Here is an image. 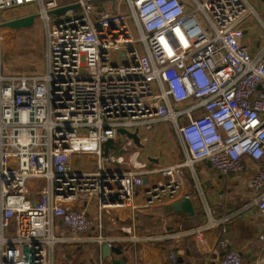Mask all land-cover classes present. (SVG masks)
Wrapping results in <instances>:
<instances>
[{"label": "built area", "instance_id": "1", "mask_svg": "<svg viewBox=\"0 0 264 264\" xmlns=\"http://www.w3.org/2000/svg\"><path fill=\"white\" fill-rule=\"evenodd\" d=\"M119 1L102 11L94 0H0V12L35 7L45 34L43 74L7 76L0 64V264H76L86 249L89 264H136L135 250L126 263L115 247L146 238L106 235L104 214L173 203L202 163L220 176L259 163L244 186L264 222V53L251 55L241 29L251 9L192 0L201 23L187 0ZM4 23L0 55L17 32ZM170 129L180 163L161 159ZM214 227L195 231L201 256ZM220 246L218 264H243ZM160 249L140 254L177 264V250Z\"/></svg>", "mask_w": 264, "mask_h": 264}, {"label": "crops", "instance_id": "2", "mask_svg": "<svg viewBox=\"0 0 264 264\" xmlns=\"http://www.w3.org/2000/svg\"><path fill=\"white\" fill-rule=\"evenodd\" d=\"M244 1L252 12L242 22V41L248 46L252 56L262 55L264 53V0ZM28 9L36 8H19L0 12V21L8 22L28 16L30 14L26 12ZM161 151H164L161 156L163 162L166 159L171 161L170 163L183 161L184 156L172 129L162 137ZM245 165V170L241 174L220 176L214 174L206 163L198 164L195 166L198 184L194 189L191 185L180 187L173 203L146 207L142 202H136L134 209L126 207L105 213L103 223L106 235L129 238L134 234L146 238L141 244L117 243L115 247L117 258L122 262L130 263L131 253L135 250L138 253L136 264H166L158 257L148 258L140 254L142 248L155 244L158 254L162 252L161 247L177 250V264H218L225 253L220 243L226 241V248L239 251L243 264H264V222L244 186V182L255 174L259 163L246 159ZM185 175L182 174V177ZM187 198L192 211L190 215H187L188 210L183 212L184 208L173 209L171 212L170 206L179 205ZM195 203L199 204L198 209L195 208ZM210 219L215 221L216 227L202 234L211 247V254L205 257L199 254L194 238L197 228ZM180 232L190 235L181 238L178 242L164 241L171 234ZM91 259V251L86 249L79 256L76 264H89Z\"/></svg>", "mask_w": 264, "mask_h": 264}, {"label": "rangeland", "instance_id": "3", "mask_svg": "<svg viewBox=\"0 0 264 264\" xmlns=\"http://www.w3.org/2000/svg\"><path fill=\"white\" fill-rule=\"evenodd\" d=\"M59 1H61V4H65L70 3L73 0ZM187 1L189 4V12L194 13L201 23L204 22L203 16L196 11L195 3L192 0ZM112 2H116L119 6L123 4V1L119 0H103L98 4H94V7L99 6L102 11H105L111 9ZM30 7L32 6L25 8ZM33 10L34 9H28L26 12L33 13ZM50 16L52 19L55 18V15ZM44 35V24L38 17L30 27L17 30L13 48L0 55V64L3 74L7 76H36L43 74L45 63Z\"/></svg>", "mask_w": 264, "mask_h": 264}, {"label": "water", "instance_id": "4", "mask_svg": "<svg viewBox=\"0 0 264 264\" xmlns=\"http://www.w3.org/2000/svg\"><path fill=\"white\" fill-rule=\"evenodd\" d=\"M95 1H103V0H94V2ZM77 8H78L77 4L72 5V6H64L56 10L50 11L49 14L60 16V15L66 14L69 10L75 11ZM35 18H37L36 14L23 16L21 18H17V19H13L11 21L5 22L4 26L14 29V30H19L21 28H28L33 24ZM198 205H199L198 203L197 204L195 203L196 209H198ZM193 206H194V203H193ZM182 208L185 209L183 212H186V210H188L187 215L191 214L192 211L190 209V203H189L188 198L187 200L182 201L179 205H172L169 207V209H171V212H173V209H182Z\"/></svg>", "mask_w": 264, "mask_h": 264}, {"label": "flooded vegetation", "instance_id": "5", "mask_svg": "<svg viewBox=\"0 0 264 264\" xmlns=\"http://www.w3.org/2000/svg\"><path fill=\"white\" fill-rule=\"evenodd\" d=\"M30 14H35V13L33 12V13H30ZM26 16H27V15H26ZM20 18H21V17H20ZM35 20H36V18H35ZM35 20H34V21H35Z\"/></svg>", "mask_w": 264, "mask_h": 264}]
</instances>
